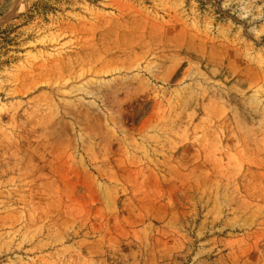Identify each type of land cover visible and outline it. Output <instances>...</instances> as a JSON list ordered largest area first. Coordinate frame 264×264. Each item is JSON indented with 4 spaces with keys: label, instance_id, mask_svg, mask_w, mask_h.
Wrapping results in <instances>:
<instances>
[{
    "label": "rangeland",
    "instance_id": "obj_1",
    "mask_svg": "<svg viewBox=\"0 0 264 264\" xmlns=\"http://www.w3.org/2000/svg\"><path fill=\"white\" fill-rule=\"evenodd\" d=\"M57 9L1 52L0 264H264V0Z\"/></svg>",
    "mask_w": 264,
    "mask_h": 264
},
{
    "label": "trees",
    "instance_id": "obj_2",
    "mask_svg": "<svg viewBox=\"0 0 264 264\" xmlns=\"http://www.w3.org/2000/svg\"><path fill=\"white\" fill-rule=\"evenodd\" d=\"M62 2L63 0H34L27 13L17 17L12 24L6 27H0V61L2 55L1 52L7 50V48L12 46L14 42V40L11 39V36L15 33V30L24 26V24L20 26L16 25L18 21L25 20V25L36 19L47 21L48 15L56 13L58 10L57 6Z\"/></svg>",
    "mask_w": 264,
    "mask_h": 264
},
{
    "label": "bare ground",
    "instance_id": "obj_3",
    "mask_svg": "<svg viewBox=\"0 0 264 264\" xmlns=\"http://www.w3.org/2000/svg\"><path fill=\"white\" fill-rule=\"evenodd\" d=\"M11 16H13V14H12V15H10V17H11Z\"/></svg>",
    "mask_w": 264,
    "mask_h": 264
}]
</instances>
